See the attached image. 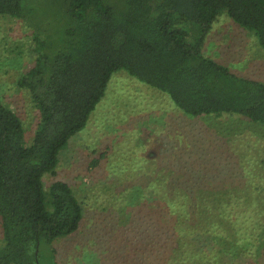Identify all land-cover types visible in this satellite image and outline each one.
<instances>
[{
	"label": "trees",
	"instance_id": "16d2710c",
	"mask_svg": "<svg viewBox=\"0 0 264 264\" xmlns=\"http://www.w3.org/2000/svg\"><path fill=\"white\" fill-rule=\"evenodd\" d=\"M0 16L36 31L35 61L17 85L39 113L27 145L22 120L0 99V264H55L51 243L78 230L83 209L71 187L55 181L45 189L43 178L55 174L60 151L86 127L116 72L166 94L187 117L237 116L264 128V82L240 77L204 53L222 16L264 53V0H0ZM182 185L171 179L167 190L191 195L177 203L193 210L194 224L213 208L225 215L236 204L215 197L224 190L196 195L194 184ZM232 216L220 230L231 245L204 230L217 248L214 258L262 257L264 235L253 228L239 234L247 220L235 224ZM195 242L198 263L205 249Z\"/></svg>",
	"mask_w": 264,
	"mask_h": 264
},
{
	"label": "rangeland",
	"instance_id": "374dc122",
	"mask_svg": "<svg viewBox=\"0 0 264 264\" xmlns=\"http://www.w3.org/2000/svg\"><path fill=\"white\" fill-rule=\"evenodd\" d=\"M35 34L21 20L0 16V99L22 120L27 145L39 113L17 81L35 61ZM204 53L240 77L264 82V53L226 16L208 34ZM171 179L194 184L196 195L224 190L215 197L236 204L225 215L213 208L194 224L193 210L177 203L191 195L168 193ZM55 181L66 182L83 209L78 230L48 248L55 264H264V250L252 261L215 259L217 248L204 234L206 228L213 237L222 234L225 216L234 214L235 224L247 220L239 234L253 228L264 235V128L240 117H187L166 94L120 70L86 127L60 151L44 188ZM227 232L215 241L231 245ZM195 239L205 249L198 263Z\"/></svg>",
	"mask_w": 264,
	"mask_h": 264
}]
</instances>
